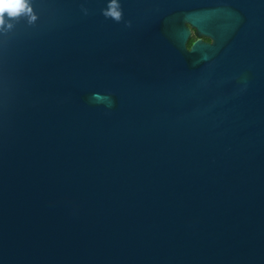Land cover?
Returning <instances> with one entry per match:
<instances>
[{
  "label": "water",
  "instance_id": "water-1",
  "mask_svg": "<svg viewBox=\"0 0 264 264\" xmlns=\"http://www.w3.org/2000/svg\"><path fill=\"white\" fill-rule=\"evenodd\" d=\"M29 3L0 33V264H264V0Z\"/></svg>",
  "mask_w": 264,
  "mask_h": 264
},
{
  "label": "clouds",
  "instance_id": "clouds-1",
  "mask_svg": "<svg viewBox=\"0 0 264 264\" xmlns=\"http://www.w3.org/2000/svg\"><path fill=\"white\" fill-rule=\"evenodd\" d=\"M116 0H111L107 11H103L105 17L111 16L115 20L120 19V12L115 10ZM21 16H27L29 22L37 19L33 14L29 0H0V33H4L13 27V20ZM211 43V41H208Z\"/></svg>",
  "mask_w": 264,
  "mask_h": 264
},
{
  "label": "trees",
  "instance_id": "trees-1",
  "mask_svg": "<svg viewBox=\"0 0 264 264\" xmlns=\"http://www.w3.org/2000/svg\"><path fill=\"white\" fill-rule=\"evenodd\" d=\"M196 39H197V36H193V37L191 38V40L189 41V43H188V47H191V45L193 44V42H194ZM205 40L209 41V39H205Z\"/></svg>",
  "mask_w": 264,
  "mask_h": 264
},
{
  "label": "flooded vegetation",
  "instance_id": "flooded-vegetation-1",
  "mask_svg": "<svg viewBox=\"0 0 264 264\" xmlns=\"http://www.w3.org/2000/svg\"><path fill=\"white\" fill-rule=\"evenodd\" d=\"M193 36H196V32H195V30H192V37Z\"/></svg>",
  "mask_w": 264,
  "mask_h": 264
}]
</instances>
